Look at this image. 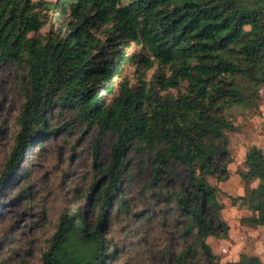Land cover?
<instances>
[{
    "label": "trees",
    "instance_id": "obj_1",
    "mask_svg": "<svg viewBox=\"0 0 264 264\" xmlns=\"http://www.w3.org/2000/svg\"><path fill=\"white\" fill-rule=\"evenodd\" d=\"M40 4L58 12L53 36L38 34L46 23ZM132 45L138 49L130 51ZM7 62L26 67L29 90L0 188L24 148L46 132L54 106L114 136L106 180L94 197L101 199L97 223L61 214L43 253L46 263L109 264L104 217L117 192L119 203L125 200L120 184L132 152L149 156L150 186H167L179 165L186 169L189 187L166 197L176 202L188 238L176 264H199L198 254L205 264H262L244 252L220 261L209 238H225L230 228L220 218V188L210 182L228 177L221 157L228 135L240 130L228 111L256 108L264 87V0H0V66ZM127 65L135 67L137 84L123 81L113 95L115 77ZM243 164L245 192L227 196L250 212L240 218L243 225L264 227V189L250 186L264 183L262 149L251 145Z\"/></svg>",
    "mask_w": 264,
    "mask_h": 264
},
{
    "label": "rangeland",
    "instance_id": "obj_2",
    "mask_svg": "<svg viewBox=\"0 0 264 264\" xmlns=\"http://www.w3.org/2000/svg\"><path fill=\"white\" fill-rule=\"evenodd\" d=\"M37 1L45 0H31ZM36 10H40L46 21L38 34L55 35L57 10L46 9L44 4ZM137 49L132 45L130 51ZM157 67L147 71V78ZM137 77L135 67L127 65L115 77L113 95L118 94L123 81L137 84ZM28 90L23 64L7 62L0 66V176L6 171L16 144V119ZM113 95L106 96V101ZM228 113L240 126L237 133L228 135V152L221 157L227 163L228 177L221 182L210 178V182L221 191L220 218L229 223V231L236 233L233 239L239 237L242 244L231 252L228 235L210 237L209 244L220 261H231L242 252L250 254L255 250L261 253L259 258L264 264L263 230L253 231L252 226L243 225L240 218L250 212L238 208L227 196L245 192L240 176L244 170V151L252 144L263 143L264 87L260 89L256 108L233 107ZM46 121L44 135L24 148L23 159L0 188V264H49L43 260V253L63 213H76L91 227L97 223L101 199L94 197L106 180L102 170L114 136L100 132L88 120L78 119L65 106H54L46 114ZM127 161L131 169L120 184L125 200L119 203L117 192L104 217L103 235L112 254L109 264H176L174 257L186 247L188 238L182 236V219L176 202L166 197L168 191L189 187L186 169L179 165L176 181L167 182V186L157 183L150 186L149 156L130 152ZM242 234L247 237L245 243ZM197 261L205 264L203 255L198 254Z\"/></svg>",
    "mask_w": 264,
    "mask_h": 264
},
{
    "label": "crops",
    "instance_id": "obj_3",
    "mask_svg": "<svg viewBox=\"0 0 264 264\" xmlns=\"http://www.w3.org/2000/svg\"><path fill=\"white\" fill-rule=\"evenodd\" d=\"M263 143H262V145H259L258 143H256V144H252V145H257L258 147H260L261 149H262V151L264 152V135L262 136V140H261ZM251 146V145H250ZM247 151H248V149H246L245 151H244V155H243V160H244V157H245V155H246V153H247ZM244 165V164H243ZM243 169H244V167H243ZM244 171V170H243ZM242 182H243V180H242ZM250 186H252V187H257L258 189H260V190H263L264 189V183H263V181H261V180H254V181H252L251 182V185ZM243 193H238L237 195H242ZM236 195V196H237ZM245 228V227H244ZM240 229H242V227H240ZM251 229L253 230V231H257V230H259V229H262L263 230V233H264V227H256V228H254V227H251ZM243 231V230H242ZM235 233V232H234ZM236 234V233H235ZM235 234H233L232 233V231H229V233H228V237H229V243H228V245L231 247V249L232 250H230L231 252L237 247V246H240V244H242V242H241V240H240V238L238 237L237 239H233V238H235ZM240 237L242 238V240H243V243H245V239L247 238L246 237V235L245 234H242V235H240ZM263 249H264V246H263ZM247 254V253H246ZM261 253H259L258 251H251V253L250 254H248V255H251V256H257V257H260L261 255H260ZM232 260H236V258H234V259H232Z\"/></svg>",
    "mask_w": 264,
    "mask_h": 264
}]
</instances>
